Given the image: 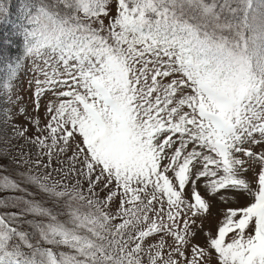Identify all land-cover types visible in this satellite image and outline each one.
Wrapping results in <instances>:
<instances>
[{
	"label": "snow or ice",
	"instance_id": "obj_1",
	"mask_svg": "<svg viewBox=\"0 0 264 264\" xmlns=\"http://www.w3.org/2000/svg\"><path fill=\"white\" fill-rule=\"evenodd\" d=\"M0 264H264V0H0Z\"/></svg>",
	"mask_w": 264,
	"mask_h": 264
},
{
	"label": "rangeland",
	"instance_id": "obj_2",
	"mask_svg": "<svg viewBox=\"0 0 264 264\" xmlns=\"http://www.w3.org/2000/svg\"><path fill=\"white\" fill-rule=\"evenodd\" d=\"M0 195H2V193H0Z\"/></svg>",
	"mask_w": 264,
	"mask_h": 264
}]
</instances>
